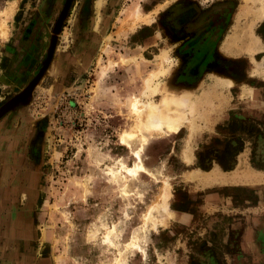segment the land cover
<instances>
[{"label": "rangeland", "instance_id": "rangeland-1", "mask_svg": "<svg viewBox=\"0 0 264 264\" xmlns=\"http://www.w3.org/2000/svg\"><path fill=\"white\" fill-rule=\"evenodd\" d=\"M179 2L200 22L201 32L218 26L213 51H199L194 59L188 54L190 44L168 40L164 33L160 37L165 24L161 11ZM240 5L239 0H0V219L6 225L16 218L25 225L12 243L23 235L38 255L48 247L54 264H264V184L256 194L231 191L258 208L250 211L251 223L247 218L241 223L234 214L229 223L232 214L218 218L230 227L222 240L202 239L205 218L183 228L169 207L171 192L183 188L185 180L216 182L212 172L195 171L185 180L179 175L193 167L194 154L199 153L195 157L201 164L220 159L233 166L240 153L252 166L264 167V76L251 74L256 64L264 70V49L253 53L256 64L245 47L238 56L223 52L230 38H236L235 46L252 43L248 26L253 16L239 17ZM137 10L151 21L129 30L128 19ZM151 23L158 44L146 48L137 38L141 27ZM253 32L264 46V20ZM113 35L126 41L115 47ZM23 58L27 62L16 71L13 62ZM159 67L167 72L156 80L155 102L166 94L217 91L205 108L208 121L191 117L201 126L195 133L189 123L182 124L179 131L188 130L185 143L179 138L169 143L179 131L149 136L140 151L148 172L115 175L122 166L137 163L120 139L134 133L133 147H139L130 104L142 96L145 80ZM187 67L197 72L189 81ZM216 75L233 85L215 87ZM241 85L252 90L251 97L241 96ZM202 139L209 145L203 150L198 147ZM170 145L173 159L168 163ZM229 177L216 183H258L257 174L238 170ZM166 192L164 212L158 205ZM161 218L163 225L152 224ZM108 232L113 245L105 242ZM174 234L176 239L169 238ZM131 237H136L135 245L126 246Z\"/></svg>", "mask_w": 264, "mask_h": 264}, {"label": "crops", "instance_id": "crops-1", "mask_svg": "<svg viewBox=\"0 0 264 264\" xmlns=\"http://www.w3.org/2000/svg\"><path fill=\"white\" fill-rule=\"evenodd\" d=\"M163 12L164 11H161V13L165 17V24L160 33L158 32L160 34V37L163 38L162 33H164L165 35H168L166 36L168 40L172 39L173 42H178L183 45L185 43L190 44V47L192 49L188 50L189 55L197 54V52L199 51L200 53L202 52V54H208L210 51L214 50V47H218V41L216 38L218 28L214 24H212L209 29H205L204 32H201L200 22L196 20V17L189 13L188 6H186L185 3H174L168 9H166L165 13ZM150 25L141 27V39L137 38L138 43L145 46L146 48H149L154 44H158V39L156 36L157 32L155 31L156 29L154 28L152 23ZM213 27L215 28L214 30ZM215 34L216 36H214ZM171 36L172 38H168ZM175 36H177V38H175ZM111 40L112 42H114L113 45L117 47V45L123 43V41H126V38L113 35L111 37ZM110 44L112 43L110 42ZM195 58L196 56L194 55V59ZM19 59L13 62V64H18V68L16 71H18L23 63L27 62L26 58H23L22 60ZM202 133L203 132H201L195 139H197L198 137L200 138V135ZM187 135L188 130L187 128L183 127L180 129L178 134L171 135V140L168 141L169 143H172V145H174L179 138V141H184L185 143ZM154 142L160 143V141ZM208 146V140L206 141L202 139L198 147L203 150ZM172 148L173 147L170 145L165 152L168 163L171 159H173ZM195 155L197 158L198 156H200L199 153L193 155V159H195L194 164L191 163L193 167L190 166V168L179 170V175L184 177L183 180H185V175H188L195 171L207 175H209L211 172L214 173L216 182L224 179L223 177H227L226 180H228L230 178L229 176H231L234 171L237 170L240 174L243 175L257 174L258 176V183L254 184L215 182L211 183L210 185H200L196 180H185L187 184H184L183 188H176L171 192V197L173 198V200L169 204V207L170 209L175 211L177 217L180 218L182 222H184L183 228H186L187 224H194L197 223L198 219L205 218V231L202 239L222 240L225 229L228 230V233H230V227H224L222 223L223 221H217L218 218H225L223 217L225 216L224 214H232L230 217H227L228 223L232 221L233 218L231 217H233L234 215L238 216L237 219L238 221H241V223H244L246 221V218L249 219V223L253 221L249 214L251 210L255 212L254 209L258 208L256 204H254V202L250 199L236 198L234 195H232L231 191L233 193L245 192L255 194L257 192H261L260 189L262 186L260 185V183L264 184V167L261 168L252 166L248 157H243L242 159L240 158V153L236 155L234 164L230 169H224L222 165L219 164L218 159L204 164L198 163ZM240 159L243 161L241 166H239ZM184 165L187 166L188 164L183 163V166ZM211 176L212 174L209 177ZM248 181L250 182V180ZM246 214H248V216H246ZM208 217H210V221H206ZM211 217H214L215 219L211 220ZM8 220L10 219H7V224L5 225V222L0 219V264H54L53 257L50 255L48 247H46L45 250H42L38 255L35 251V246L31 250H29L28 244L23 235L18 238V244L16 243L17 241L12 243V240L16 237V232L21 231L23 227H25V225L21 221L17 222L16 220H14L9 223ZM16 222L19 225L18 228H16L15 226ZM24 230H27V228H25ZM178 233L179 231L175 234ZM175 234L170 236L169 238L176 239L177 236H175ZM249 234L250 233H248V235ZM186 264H189V262L187 261Z\"/></svg>", "mask_w": 264, "mask_h": 264}, {"label": "bare ground", "instance_id": "bare-ground-1", "mask_svg": "<svg viewBox=\"0 0 264 264\" xmlns=\"http://www.w3.org/2000/svg\"><path fill=\"white\" fill-rule=\"evenodd\" d=\"M239 1L241 2V5L239 7L238 16H253V21H251L250 25L248 26V32L252 38V43L248 46H235L236 42L235 44L232 42L233 40H236V38H230L228 40L227 46L223 47V52L231 56H238L241 53L240 49H242V47H245V53L248 54L250 62L256 64L253 58V53L261 50V48L264 49V46L260 43V39L255 36L253 28L254 25L259 21L264 20V0ZM139 12L140 11L138 10L136 12H133L128 19L129 30H133L140 23H150L151 19L144 18L141 14H139ZM160 62L161 67V65H163V63L165 62V59H161ZM160 67L156 72L150 74V77L145 80V89L142 92V96L139 99H134L130 104V112L133 114L135 120V128L133 129H136V132L140 133L139 147L136 149H134L133 147V141L136 138V134L134 133H124L120 139L121 143L126 145L128 149L132 151L137 160V163L133 168H125L122 166L121 170L115 172V175H118L122 170H125L132 176L138 175V171H142L144 173L148 172L146 167L143 165L140 151L142 150L143 145L149 136L153 134H175L179 131L180 126L185 123H189L191 126L190 131L195 133L197 130L199 131L201 129V126H199L198 128L195 124L196 127H194L195 125L192 120L193 118L197 117L200 120L208 121L204 113L205 108L212 103V98L218 95L217 91H215L212 87L209 88V90H207L206 92H200L198 94H192L190 93V91L174 95L166 94L162 96L158 102H155L151 98V95H153L157 91V84H159V82H156V80L158 76L167 72V69H164V67L161 69ZM253 70L255 72H252V75L255 74L264 76V70L260 69L257 64L255 65ZM212 80L213 85L221 89L228 88L233 85V82L230 79L218 75L213 76ZM240 89L241 96H252V90L250 88L241 85ZM146 97H148V99L142 102V98L144 99ZM191 117L192 119H190ZM204 124L206 125L207 123L204 122ZM144 131L148 133V136L143 135ZM168 196V192L164 193L163 203L162 205H158V207H160V211L165 212V210L167 209L166 199L168 198ZM151 222L153 225H155L156 223H159V225L164 224L163 218H161L157 222ZM131 238L132 239L130 243L126 244V246L135 245L137 240L136 237ZM105 242H110V244L113 245L112 236L109 232L105 236ZM115 264H119V261H115Z\"/></svg>", "mask_w": 264, "mask_h": 264}, {"label": "flooded vegetation", "instance_id": "flooded-vegetation-1", "mask_svg": "<svg viewBox=\"0 0 264 264\" xmlns=\"http://www.w3.org/2000/svg\"><path fill=\"white\" fill-rule=\"evenodd\" d=\"M215 26L218 28V26L215 24ZM183 68H185V67H183ZM188 68V70H189V78H188V81L190 80V79H193L194 78V76L196 75V73L197 72H192V70L189 68V67H187ZM13 173H14V171H13ZM18 174V178L19 179H21L20 178V174L19 173H17ZM17 174H16V176H17ZM9 176H7V178H8ZM16 179V177H14V180ZM2 207H5L6 206V204L4 203L3 205H1ZM14 207H15V205H14ZM16 218H12V221H14Z\"/></svg>", "mask_w": 264, "mask_h": 264}, {"label": "trees", "instance_id": "trees-1", "mask_svg": "<svg viewBox=\"0 0 264 264\" xmlns=\"http://www.w3.org/2000/svg\"><path fill=\"white\" fill-rule=\"evenodd\" d=\"M218 162H219V164L222 165V167H223L224 169H230V168L232 167V166L224 165V164L220 161V159H218Z\"/></svg>", "mask_w": 264, "mask_h": 264}, {"label": "water", "instance_id": "water-1", "mask_svg": "<svg viewBox=\"0 0 264 264\" xmlns=\"http://www.w3.org/2000/svg\"><path fill=\"white\" fill-rule=\"evenodd\" d=\"M61 19H63V15L60 16V20ZM57 31H58V27L56 26L55 29H54V31H53L54 36L57 34Z\"/></svg>", "mask_w": 264, "mask_h": 264}]
</instances>
